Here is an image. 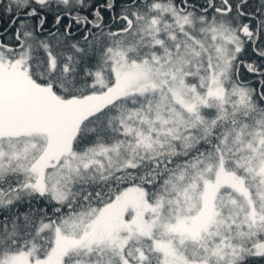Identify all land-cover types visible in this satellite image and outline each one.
<instances>
[{
  "label": "snow or ice",
  "instance_id": "obj_1",
  "mask_svg": "<svg viewBox=\"0 0 264 264\" xmlns=\"http://www.w3.org/2000/svg\"><path fill=\"white\" fill-rule=\"evenodd\" d=\"M0 264H264V0H0Z\"/></svg>",
  "mask_w": 264,
  "mask_h": 264
}]
</instances>
